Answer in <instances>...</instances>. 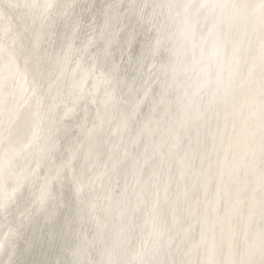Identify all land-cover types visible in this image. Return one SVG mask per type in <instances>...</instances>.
Here are the masks:
<instances>
[{
	"label": "bare ground",
	"instance_id": "obj_1",
	"mask_svg": "<svg viewBox=\"0 0 264 264\" xmlns=\"http://www.w3.org/2000/svg\"><path fill=\"white\" fill-rule=\"evenodd\" d=\"M168 2L0 0V264H264L260 38L178 92Z\"/></svg>",
	"mask_w": 264,
	"mask_h": 264
},
{
	"label": "clouds",
	"instance_id": "obj_2",
	"mask_svg": "<svg viewBox=\"0 0 264 264\" xmlns=\"http://www.w3.org/2000/svg\"><path fill=\"white\" fill-rule=\"evenodd\" d=\"M161 7L172 14L169 31L188 29L191 38L199 37L198 45L170 41L173 48H184V55L174 61L176 66L172 69L176 90L187 94L195 83L202 96L231 89L230 95L236 100L241 89L237 83L238 67L246 56V50L238 42L258 35L264 61V0H169ZM209 25L217 30L218 40H209L206 35ZM197 53L199 59H195ZM193 66H199L195 75ZM244 105L245 102L240 103V110ZM259 107L264 118V91Z\"/></svg>",
	"mask_w": 264,
	"mask_h": 264
},
{
	"label": "water",
	"instance_id": "obj_3",
	"mask_svg": "<svg viewBox=\"0 0 264 264\" xmlns=\"http://www.w3.org/2000/svg\"><path fill=\"white\" fill-rule=\"evenodd\" d=\"M88 71L90 72V75H91L93 73V71H94V68L93 67L92 68H88ZM82 81H81V83H79L80 86L83 85ZM84 86L86 87V83H84ZM84 105H85V103L83 101V98L81 97V98H79L77 100L75 108H76L77 111H79L80 109H82L84 107Z\"/></svg>",
	"mask_w": 264,
	"mask_h": 264
},
{
	"label": "snow or ice",
	"instance_id": "obj_4",
	"mask_svg": "<svg viewBox=\"0 0 264 264\" xmlns=\"http://www.w3.org/2000/svg\"><path fill=\"white\" fill-rule=\"evenodd\" d=\"M52 5H49V7H51ZM106 75H110V74H106ZM180 264H188V262H180Z\"/></svg>",
	"mask_w": 264,
	"mask_h": 264
}]
</instances>
